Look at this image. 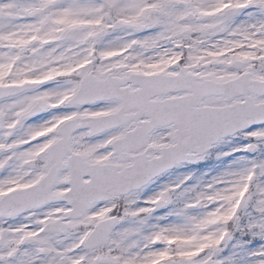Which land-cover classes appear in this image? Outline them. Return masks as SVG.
Wrapping results in <instances>:
<instances>
[{
	"label": "snow or ice",
	"instance_id": "1",
	"mask_svg": "<svg viewBox=\"0 0 264 264\" xmlns=\"http://www.w3.org/2000/svg\"><path fill=\"white\" fill-rule=\"evenodd\" d=\"M0 264H264V0H0Z\"/></svg>",
	"mask_w": 264,
	"mask_h": 264
},
{
	"label": "rangeland",
	"instance_id": "2",
	"mask_svg": "<svg viewBox=\"0 0 264 264\" xmlns=\"http://www.w3.org/2000/svg\"><path fill=\"white\" fill-rule=\"evenodd\" d=\"M219 150L220 149H217V151H219ZM223 150H227V147H224ZM226 162H227V159H225L224 161H219L218 160V163L217 164L205 165L203 170H206V169H213V170H215L216 168L222 166L223 163H226ZM195 166L196 165H194L192 167H195Z\"/></svg>",
	"mask_w": 264,
	"mask_h": 264
}]
</instances>
